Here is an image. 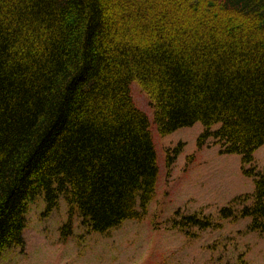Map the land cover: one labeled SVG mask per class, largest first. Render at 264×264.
<instances>
[{"label": "trees", "instance_id": "1", "mask_svg": "<svg viewBox=\"0 0 264 264\" xmlns=\"http://www.w3.org/2000/svg\"><path fill=\"white\" fill-rule=\"evenodd\" d=\"M133 81L160 134L199 121L198 146L241 156L253 192L219 216L264 232V0H0V259L38 195L101 233L140 217L158 168Z\"/></svg>", "mask_w": 264, "mask_h": 264}, {"label": "rangeland", "instance_id": "2", "mask_svg": "<svg viewBox=\"0 0 264 264\" xmlns=\"http://www.w3.org/2000/svg\"><path fill=\"white\" fill-rule=\"evenodd\" d=\"M130 90L148 116L158 168L153 196L139 208L140 217L101 233L84 226L62 197L47 210L38 195L28 204L24 246L5 250L0 264H264V232L248 230L250 217L219 216L234 197L253 192L241 156L221 152L212 139L198 146L199 121L160 134L145 92L136 81ZM251 165L264 170V143L254 150ZM193 214L212 224L182 222ZM68 220L71 231L63 236Z\"/></svg>", "mask_w": 264, "mask_h": 264}]
</instances>
